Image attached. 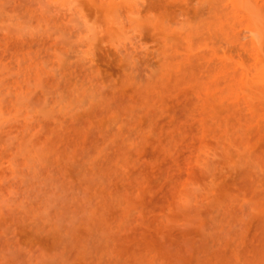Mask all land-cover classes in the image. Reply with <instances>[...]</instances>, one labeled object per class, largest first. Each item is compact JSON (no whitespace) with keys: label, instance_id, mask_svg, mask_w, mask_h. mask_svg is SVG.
<instances>
[{"label":"rangeland","instance_id":"374dc122","mask_svg":"<svg viewBox=\"0 0 264 264\" xmlns=\"http://www.w3.org/2000/svg\"><path fill=\"white\" fill-rule=\"evenodd\" d=\"M0 264H264V0H0Z\"/></svg>","mask_w":264,"mask_h":264}]
</instances>
